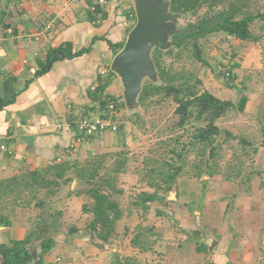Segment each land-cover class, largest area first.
Wrapping results in <instances>:
<instances>
[{
	"label": "crops",
	"instance_id": "obj_1",
	"mask_svg": "<svg viewBox=\"0 0 264 264\" xmlns=\"http://www.w3.org/2000/svg\"><path fill=\"white\" fill-rule=\"evenodd\" d=\"M95 1L18 0L15 15L0 28V180L55 163L81 161L105 150L96 144L103 135L73 147L75 123L102 113L90 90L99 70L111 65L115 56L108 40L126 42L134 27L135 0H108L107 17L97 23L88 18V7ZM49 21H54L50 31L36 39ZM66 44L72 51L88 50L55 60L37 76L48 49ZM116 77L111 75L107 88L111 94ZM79 182L73 179L71 190ZM131 182L136 184L138 176ZM239 185L221 175H181L165 202H149L146 213L123 205L116 237L103 247L94 244L88 226L91 217L83 212V203L75 224L56 228V220L63 219L59 225L66 220L70 201L80 196L67 195L64 189L52 203V211L61 214L58 219L40 217L41 210L33 206L19 208L12 225L0 226V244L33 236L26 263L21 264L38 258V238L55 231L54 246L43 254L45 264H55L57 257L70 264H264V199L254 193L261 182L252 181L248 188L252 196ZM138 225L153 227L156 233L147 251L131 244ZM196 230L198 234H192Z\"/></svg>",
	"mask_w": 264,
	"mask_h": 264
},
{
	"label": "trees",
	"instance_id": "obj_2",
	"mask_svg": "<svg viewBox=\"0 0 264 264\" xmlns=\"http://www.w3.org/2000/svg\"><path fill=\"white\" fill-rule=\"evenodd\" d=\"M170 3L172 12L190 17V20L182 27L183 32L171 36L170 48L162 49L157 45L153 49L152 59L159 82L147 79L138 97V104L143 111L136 112L133 115L135 118H142L146 112L154 115L156 111L163 110L164 106L169 107L167 103L173 107V120L168 124L167 116L158 111V122L154 124L157 128V142L147 152L140 168L135 169L138 176L136 184L141 190L132 201L124 202L125 190L120 185V177L129 171L128 151L125 149L114 154L104 153L81 161L60 162L41 169L23 171L0 180V226L12 225L19 208L32 206L41 210L40 217L50 215L51 218L58 219L61 214L52 211V203L75 178L82 183V187L76 190L68 188L67 195H84L87 198L82 210L91 217L89 232L94 234V244L98 247L112 245L116 237L117 222L123 217V202L146 213L149 202H165L166 196L176 188L177 179L181 175H221L246 187H250L252 181L258 179L264 187L262 170L252 165L251 170L246 173L242 157L239 161L223 166L217 161L218 150L223 147L218 141L223 131L218 121L234 112H244L247 98L242 96L238 101L221 99L208 90H201L202 80L195 69L191 70L199 62L208 65L201 40L213 34L224 33L242 41H258L259 36L252 33V25L256 20L264 21V0H170ZM88 13L89 20L94 23L107 17V12L100 10ZM6 20L4 10L0 13V28ZM134 20L136 22V13ZM108 44L116 55L125 41L114 43L108 40ZM87 50L83 48L72 51L69 44L49 48L36 75L49 70L55 60L73 58ZM234 66L236 64L233 63L230 68H226L222 75L227 83L235 79ZM111 74L116 75L114 72ZM111 80L110 77L105 84H99L96 91L90 90L91 100L101 111L106 107L103 96H110L119 106L118 97L107 91ZM144 119L140 127L146 133L148 130L144 126ZM123 128L124 124L120 126V130ZM224 132L227 140H238L246 151L245 156L249 157L247 150H252L250 156L254 162L259 151L254 140L233 134L230 130ZM109 157L112 158L110 163L107 160ZM223 167H227L226 170H222ZM157 214L161 215V211L158 210ZM134 232L131 240L133 247L141 251L153 247L156 236L153 227L138 225ZM54 233L38 238L41 251L38 258H31L33 264H45L43 254L54 246ZM192 234H198V230ZM32 239L33 236L29 235L8 245L0 244L2 264L26 263L28 245ZM198 245L197 248L200 249V244Z\"/></svg>",
	"mask_w": 264,
	"mask_h": 264
},
{
	"label": "rangeland",
	"instance_id": "obj_3",
	"mask_svg": "<svg viewBox=\"0 0 264 264\" xmlns=\"http://www.w3.org/2000/svg\"><path fill=\"white\" fill-rule=\"evenodd\" d=\"M135 11V7H134ZM190 17L181 18L178 22L179 27H184ZM252 33L255 36H259L258 41H247L239 40L234 37L227 36L224 33L213 34L205 39L201 40V46L203 48V54L208 65H202L200 62L196 63L191 68L198 72L199 78L202 80L200 85L201 90H208L210 93L221 99H232L239 100L242 96L246 97L248 102L245 111L234 112L227 117H224L218 121V124L222 128V134L219 136L218 141L223 144V147L218 150L217 161L219 164L225 165L240 160L242 157L244 164V170L246 173L251 170L250 168L255 167L256 169L262 170L264 174V21L256 20L252 25ZM236 64L233 67V73L235 79L229 83L225 82L222 77L226 68H230L232 64ZM147 79L144 80V82ZM143 82V83H144ZM117 89H120L117 91ZM111 91H115L114 95L118 97L119 106L117 112L120 114L119 122L120 126L124 124L123 130L120 127L115 132H106L100 134L102 139L97 142L99 146L105 150L99 153H91V157H97L104 153L114 154L122 149L128 151V166L129 171L120 177V185L124 188V202L132 201L135 195L141 190L137 184L132 183L133 177L137 176L135 169L140 168L142 160L145 158L150 148L157 142V128L158 122V111H161L163 115L167 116V122L173 120L172 111L173 107L167 103L168 106H164L163 110H158L153 114H144L142 118H135L133 115L136 112H142L143 109L139 104L134 108H129L126 105L124 97V87L120 77L117 75L116 80L113 81ZM122 100V101H121ZM123 102V103H121ZM148 130L146 133L143 132L140 125L143 124ZM154 118V119H153ZM134 119L136 120L134 122ZM139 119V120H138ZM194 127V125H192ZM152 128H154L152 130ZM224 130H230L233 134L247 137L254 140L255 145L259 148L258 155H256L254 162L251 161L252 153L249 148L247 150L249 154L245 156V150L239 144L236 139H226ZM94 138V137H93ZM92 138V139H93ZM92 139L89 140L92 141ZM227 140V141H224ZM262 146V147H261ZM96 149V148H95ZM93 149L92 151H95ZM252 149V148H251ZM108 163L112 161V158H107ZM251 163V164H250ZM254 163V164H253ZM227 167H223L222 170H226ZM257 180V179H256ZM71 185L66 186L67 190ZM82 183L79 182L75 188H81ZM243 191H247L249 196H252V190L246 188L245 185L238 186ZM238 188V189H239ZM256 198L264 199V187L258 188L255 186ZM68 191V190H67ZM66 191V192H67ZM122 200V201H123ZM87 198L84 195L77 196L70 201L69 210L67 211L68 216L61 225L58 223L61 219L56 220V228L61 229L72 224H75L77 217V211L80 209L82 203L84 204ZM123 202L124 205H126Z\"/></svg>",
	"mask_w": 264,
	"mask_h": 264
},
{
	"label": "water",
	"instance_id": "obj_4",
	"mask_svg": "<svg viewBox=\"0 0 264 264\" xmlns=\"http://www.w3.org/2000/svg\"><path fill=\"white\" fill-rule=\"evenodd\" d=\"M134 4L135 25L110 65L123 83L125 102L129 108L137 106L145 79L159 82L152 51L157 45L162 49L172 46L170 38L174 33L183 32L178 22L185 17L170 10V0H135ZM14 5L9 6L7 18L15 15Z\"/></svg>",
	"mask_w": 264,
	"mask_h": 264
},
{
	"label": "built area",
	"instance_id": "obj_5",
	"mask_svg": "<svg viewBox=\"0 0 264 264\" xmlns=\"http://www.w3.org/2000/svg\"><path fill=\"white\" fill-rule=\"evenodd\" d=\"M107 3L108 0H96L88 7L91 12L104 11L107 12ZM54 21H49L44 28L35 34V38L39 39L41 36H46L53 26ZM111 72H113L109 66H104L99 70V79L91 87L92 91H96L99 84H105L108 79L111 77ZM104 101H106L105 110L101 114L95 117H81L75 123L76 128V137L75 141L72 144L73 147L77 144H82L89 141L95 136L106 132H115L120 127L119 117L120 114L117 112V104L110 97L103 96ZM5 146H2V149H5ZM55 264H70L65 263L61 257H57Z\"/></svg>",
	"mask_w": 264,
	"mask_h": 264
},
{
	"label": "flooded vegetation",
	"instance_id": "obj_6",
	"mask_svg": "<svg viewBox=\"0 0 264 264\" xmlns=\"http://www.w3.org/2000/svg\"><path fill=\"white\" fill-rule=\"evenodd\" d=\"M18 0H0V13H2L4 10L6 11V18L8 17V9L9 6L13 3H15L14 7L16 6Z\"/></svg>",
	"mask_w": 264,
	"mask_h": 264
}]
</instances>
